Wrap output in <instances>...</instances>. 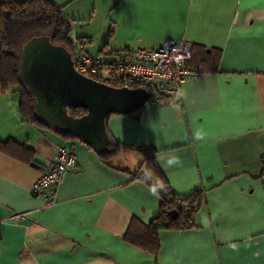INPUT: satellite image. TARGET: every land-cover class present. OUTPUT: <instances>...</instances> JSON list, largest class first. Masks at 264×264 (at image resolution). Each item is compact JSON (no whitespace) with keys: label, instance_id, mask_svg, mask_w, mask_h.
Returning <instances> with one entry per match:
<instances>
[{"label":"crops","instance_id":"1","mask_svg":"<svg viewBox=\"0 0 264 264\" xmlns=\"http://www.w3.org/2000/svg\"><path fill=\"white\" fill-rule=\"evenodd\" d=\"M51 1L74 28L85 19L70 10L80 0ZM86 1L112 32L105 49L106 35L96 40L97 53L173 39L218 49L216 71L183 82L177 97L109 115L119 149L108 163L80 140L23 122L17 94L0 92V142L34 151V165L0 151V264H264V0ZM74 33L90 44V32ZM61 144L76 163L46 206L31 186ZM174 156L180 166L168 165ZM165 186L180 199L201 189L203 199L196 227L161 230L153 254L123 235L130 221L158 215Z\"/></svg>","mask_w":264,"mask_h":264},{"label":"trees","instance_id":"2","mask_svg":"<svg viewBox=\"0 0 264 264\" xmlns=\"http://www.w3.org/2000/svg\"><path fill=\"white\" fill-rule=\"evenodd\" d=\"M71 29V23L64 13V6H58L51 0H0V92L12 90L14 94H17V112L23 122L50 129L39 121L35 115L34 97L27 91L19 77L20 50L23 43L32 36L45 34L49 36L53 44L62 45L72 54ZM111 34L112 32L109 31L103 43V49L108 45ZM80 38L85 39L88 44L86 38ZM122 50H129V48ZM217 53H219L218 49L208 52L203 47L192 44V55L188 64L199 67L204 73L215 72L216 70H211L214 68L212 67L214 62L212 59H214V54ZM111 86L122 88L117 84ZM157 98L160 101L162 96ZM151 101L150 98L146 104ZM69 113L74 117H80L86 114L87 111L84 108H71ZM50 130L64 140H79L70 132L62 134L53 129ZM118 149L119 144L110 140L103 151L96 153L100 160L108 163L115 156ZM145 150L142 149V151ZM0 151L34 165V151L12 139L1 141ZM145 155L147 156V154ZM261 164L264 166V156L261 158ZM153 167L154 169L157 168L156 165ZM261 175H264V169ZM160 197L161 204L158 215L147 225L139 224L135 220L130 221L123 235L128 243L153 254H156L159 248V233L161 230H180L196 227L191 219L200 206L203 192L198 189L186 198L180 199L173 194L168 186H165L160 192Z\"/></svg>","mask_w":264,"mask_h":264},{"label":"water","instance_id":"3","mask_svg":"<svg viewBox=\"0 0 264 264\" xmlns=\"http://www.w3.org/2000/svg\"><path fill=\"white\" fill-rule=\"evenodd\" d=\"M19 77L34 97L39 121L58 133L70 132L97 153L110 141L107 117L135 113L150 99L143 88L113 87L78 73L71 53L45 34L23 43ZM71 108H84L87 113L74 117Z\"/></svg>","mask_w":264,"mask_h":264},{"label":"built area","instance_id":"4","mask_svg":"<svg viewBox=\"0 0 264 264\" xmlns=\"http://www.w3.org/2000/svg\"><path fill=\"white\" fill-rule=\"evenodd\" d=\"M72 59L75 70L98 82L124 87L143 88L153 103L159 96L179 95L180 85L193 78L203 76L199 67L188 64L192 55V44L166 39L153 49L118 50L107 54H90L87 42L74 32L70 33ZM76 156L71 149L57 146L54 164L31 186V193L40 195L46 206L55 204L57 187L65 175L74 167ZM18 214L16 219H22Z\"/></svg>","mask_w":264,"mask_h":264},{"label":"rangeland","instance_id":"5","mask_svg":"<svg viewBox=\"0 0 264 264\" xmlns=\"http://www.w3.org/2000/svg\"><path fill=\"white\" fill-rule=\"evenodd\" d=\"M86 2H87L86 0H80L78 3H75L74 5L71 6V8H70L71 11L81 10V12L83 13V16L85 17V19L80 22V25L79 26L78 25L76 26V24H75V28H74V23L75 22L73 24L71 23L72 24V27H73L71 29V31L74 32L75 29H76L77 31H81V32L82 31H88V32H90L91 33V37H92L90 44H92L93 47L92 48H89L87 46V49H88V51H89L90 54H95V53H97L95 51V43H96V40L98 41L99 39H103V37L105 35H106L105 36V39H106L107 38V34H108L109 31H107L108 30V27L106 29H104V20H103V18H100V17H94L93 18L92 17L91 12L89 11V7L86 4ZM80 4H81V6H80ZM70 5L71 4H69L68 7ZM66 12H69V9H67ZM102 23H103V26H102ZM83 37H85V36H83ZM99 46H101V44ZM6 93H13V92H12V90H10V91H8ZM144 172L145 171L143 170V173Z\"/></svg>","mask_w":264,"mask_h":264},{"label":"clouds","instance_id":"6","mask_svg":"<svg viewBox=\"0 0 264 264\" xmlns=\"http://www.w3.org/2000/svg\"><path fill=\"white\" fill-rule=\"evenodd\" d=\"M167 163H168L169 166H172V165L180 166L182 162H181V160L179 159L178 156H174L171 159H169L167 161ZM156 187L162 188L163 187V183L162 182H158V184L152 188L153 193H155Z\"/></svg>","mask_w":264,"mask_h":264}]
</instances>
